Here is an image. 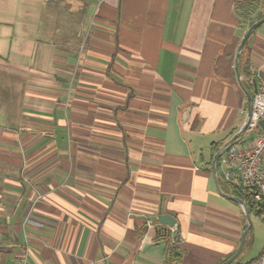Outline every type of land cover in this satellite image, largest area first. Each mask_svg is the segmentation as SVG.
<instances>
[{
  "label": "crops",
  "instance_id": "crops-1",
  "mask_svg": "<svg viewBox=\"0 0 264 264\" xmlns=\"http://www.w3.org/2000/svg\"><path fill=\"white\" fill-rule=\"evenodd\" d=\"M236 1L0 0V264L23 232L28 264H163L159 209L181 264L235 253L246 219L212 148L264 86V22L235 72ZM255 218L232 264L260 254Z\"/></svg>",
  "mask_w": 264,
  "mask_h": 264
},
{
  "label": "built area",
  "instance_id": "built-area-1",
  "mask_svg": "<svg viewBox=\"0 0 264 264\" xmlns=\"http://www.w3.org/2000/svg\"><path fill=\"white\" fill-rule=\"evenodd\" d=\"M261 122L263 127L258 123ZM250 129L260 127L252 142L239 145L235 143L229 147L219 158L218 168L221 178L229 186L240 185L251 193L254 202L264 205V86L260 85L252 103V115L249 123ZM157 224L156 226H158ZM153 227V226H150ZM175 226L169 231L175 237ZM24 241L22 253L18 256L17 264H28L30 249L28 237L23 232ZM241 264H264V246L260 254L252 261Z\"/></svg>",
  "mask_w": 264,
  "mask_h": 264
},
{
  "label": "trees",
  "instance_id": "trees-1",
  "mask_svg": "<svg viewBox=\"0 0 264 264\" xmlns=\"http://www.w3.org/2000/svg\"><path fill=\"white\" fill-rule=\"evenodd\" d=\"M260 5V0L236 1L235 10L237 11V15L241 23H248V25L250 26L255 21L261 19L263 15L258 14L255 19L250 20L252 14L257 13ZM244 68L245 67L243 65L242 59H240L238 64L239 73H242L244 71ZM255 129L257 130L255 134H257L259 132L260 127H257ZM251 139L252 138L244 137L238 140L236 143L246 144V142L251 141ZM220 146V144L213 145V154L218 150ZM216 168L218 173V160L216 163ZM227 187V193L245 202L249 215L253 213L258 219H260L261 222L264 223V205L262 203L254 202L251 197V193L248 190L243 189L240 185L233 184L232 187H229L228 185ZM155 237L157 240H163L165 243V260L163 264H181L182 252H180L178 247L179 239L177 240L174 236H172L169 229L164 225L156 226ZM231 256H228L225 260H227Z\"/></svg>",
  "mask_w": 264,
  "mask_h": 264
},
{
  "label": "water",
  "instance_id": "water-1",
  "mask_svg": "<svg viewBox=\"0 0 264 264\" xmlns=\"http://www.w3.org/2000/svg\"><path fill=\"white\" fill-rule=\"evenodd\" d=\"M264 22V17H262L261 19L255 21L254 23H252L247 30L245 31L243 37L241 38V41L239 43L238 46V50L237 53L235 55V72L236 75L239 77V72H238V61L240 59V54L241 51L243 49V46L246 42V40L248 39V37L251 35V33L253 31H255L259 25H261ZM247 96V113H246V118L244 123L242 124V126L240 127V129L235 132L227 141H225L219 148L218 150L213 154L212 159H211V171H212V176H213V181H214V187L216 192L221 195L222 197L240 205L243 208V212L245 215V219H246V227L243 230V232L241 233V238H240V243L239 246L237 248V250L235 251V253L228 258L227 260L223 261L221 264H232L237 257L239 256V254L242 251L243 248V243L245 240V237L247 235V233L249 232L252 222L250 219V215L249 212L247 210L246 204L243 200L232 196V195H228L225 194L221 191L219 184H218V179H217V168H216V163L218 158L232 145H234L238 140H240L242 138V136L244 135L245 131L249 128V123H250V119H251V115H252V103H253V95L250 93H246ZM258 125L260 127H263V124L261 122L258 123ZM157 221L161 224L166 226L168 229L172 228L175 226V238L178 240L179 239V226L176 223V220L173 216L169 215V214H162L161 210H158V215H157Z\"/></svg>",
  "mask_w": 264,
  "mask_h": 264
},
{
  "label": "rangeland",
  "instance_id": "rangeland-1",
  "mask_svg": "<svg viewBox=\"0 0 264 264\" xmlns=\"http://www.w3.org/2000/svg\"><path fill=\"white\" fill-rule=\"evenodd\" d=\"M256 132H257L256 129H250V128H248V129L245 131V133H244V135L242 136V138H244V137L252 138V137L255 136V133H256ZM237 144L242 145L241 143H237ZM250 219H251V222H252V220H253L254 223L257 222V219L255 218L254 215H252V216L250 217ZM255 224H256V223H255ZM253 260H254V259H253ZM250 261H252V260H250ZM247 262H249V261H247ZM242 263H243V262H242ZM240 264H241V263H240Z\"/></svg>",
  "mask_w": 264,
  "mask_h": 264
}]
</instances>
